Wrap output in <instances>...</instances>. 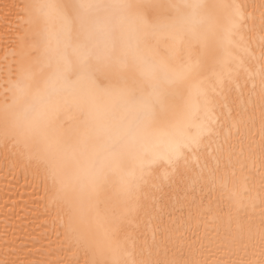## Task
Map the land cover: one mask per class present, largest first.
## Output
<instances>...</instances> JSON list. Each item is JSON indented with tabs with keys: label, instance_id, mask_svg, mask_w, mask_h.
<instances>
[{
	"label": "snow or ice",
	"instance_id": "snow-or-ice-1",
	"mask_svg": "<svg viewBox=\"0 0 264 264\" xmlns=\"http://www.w3.org/2000/svg\"><path fill=\"white\" fill-rule=\"evenodd\" d=\"M3 10L0 158L43 196L0 264H264V0Z\"/></svg>",
	"mask_w": 264,
	"mask_h": 264
},
{
	"label": "bare ground",
	"instance_id": "bare-ground-1",
	"mask_svg": "<svg viewBox=\"0 0 264 264\" xmlns=\"http://www.w3.org/2000/svg\"><path fill=\"white\" fill-rule=\"evenodd\" d=\"M19 2L20 0H0V31L3 29V5ZM42 196V188H36L30 177H27L20 169L9 171L4 167L2 158H0V238H2L6 218L16 228V236L10 235L9 239L16 241L17 244L30 243L31 236H38L40 230L37 226L40 221L33 220L35 213L29 215V209L42 208ZM34 201L39 203L34 205ZM21 225L25 227L21 229ZM33 229L37 230L33 231ZM2 248V239H0V250ZM0 259H3L2 251H0Z\"/></svg>",
	"mask_w": 264,
	"mask_h": 264
}]
</instances>
